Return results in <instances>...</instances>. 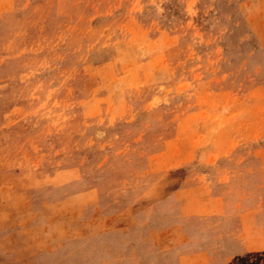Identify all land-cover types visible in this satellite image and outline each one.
I'll list each match as a JSON object with an SVG mask.
<instances>
[{
    "label": "rangeland",
    "instance_id": "obj_1",
    "mask_svg": "<svg viewBox=\"0 0 264 264\" xmlns=\"http://www.w3.org/2000/svg\"><path fill=\"white\" fill-rule=\"evenodd\" d=\"M202 148L243 168L258 161L240 190L264 198V0H0V195L73 213L77 202L61 199L80 191L150 202L187 181ZM191 195L178 193L181 212ZM205 220L185 222L210 230L216 258L264 264L263 234L231 246ZM111 248L81 252L109 264Z\"/></svg>",
    "mask_w": 264,
    "mask_h": 264
},
{
    "label": "crops",
    "instance_id": "obj_2",
    "mask_svg": "<svg viewBox=\"0 0 264 264\" xmlns=\"http://www.w3.org/2000/svg\"><path fill=\"white\" fill-rule=\"evenodd\" d=\"M238 133L233 137L244 136ZM170 153L172 158L180 155L175 148ZM222 156L216 149L194 150L191 159L196 163L187 170L185 184L176 181L170 195L150 202L141 197L137 204H128L109 201L98 190L80 191L61 199V203L77 202L73 213L63 211V204L59 210L57 204L40 208L33 195L13 199L0 195V264H87L83 246H112L110 250L120 254L112 264H239L247 252L234 253L227 260L223 257L222 262L216 258L222 248L205 243L210 230L187 227L185 222H206L213 216L218 221L215 225L223 228L217 234L232 236L231 246H259L255 236L264 235V198L253 189L241 194L239 174L251 173L252 177L260 163L251 161L243 168ZM211 158L214 166L208 167ZM220 182L231 189L219 195ZM186 185L192 194L187 202L191 209L181 212L184 202L178 193ZM170 206L175 210L166 211ZM225 246L223 251L229 249ZM181 252H186L188 260L179 257Z\"/></svg>",
    "mask_w": 264,
    "mask_h": 264
}]
</instances>
